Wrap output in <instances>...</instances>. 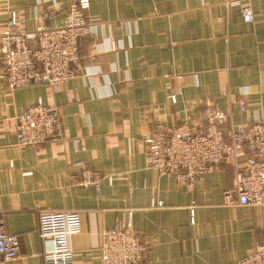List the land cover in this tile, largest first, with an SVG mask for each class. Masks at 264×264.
Returning <instances> with one entry per match:
<instances>
[{
  "label": "crops",
  "instance_id": "1",
  "mask_svg": "<svg viewBox=\"0 0 264 264\" xmlns=\"http://www.w3.org/2000/svg\"><path fill=\"white\" fill-rule=\"evenodd\" d=\"M72 1L0 0V28L10 8L26 15L27 26L58 8L45 23L61 24ZM230 2L89 0L95 29L80 38L77 73L65 84L10 89L0 77V211L6 232L19 239L8 264H43L50 245L37 233L39 210L80 212L73 264H99L102 232L127 220L128 210L146 243L139 264H235L264 242V205L223 202L243 153L189 189L148 166L143 142L156 123L195 121L210 108L230 112L226 133L264 119V0H250L252 22ZM39 98L58 109L57 137L20 146L17 116ZM80 159L114 176L99 191L74 185L68 174Z\"/></svg>",
  "mask_w": 264,
  "mask_h": 264
},
{
  "label": "built area",
  "instance_id": "2",
  "mask_svg": "<svg viewBox=\"0 0 264 264\" xmlns=\"http://www.w3.org/2000/svg\"><path fill=\"white\" fill-rule=\"evenodd\" d=\"M240 7L243 20L252 22L254 14L250 0H231ZM89 0H73L62 9L63 22L49 26L58 8L41 12L43 23L27 26L25 14L8 9L5 25L0 28V54L3 71L0 74L5 88H20L33 83L47 82L52 88L65 84L77 71L80 61L78 42L94 32L95 23L86 15ZM226 93L225 89H222ZM175 100V95H171ZM244 104H241L243 106ZM230 112L217 108L205 110L195 121L187 119L174 126L156 123L143 138L149 167L170 173L192 189L194 181L214 169L228 156L244 154L241 167L235 172V185L223 191L225 204L264 205V119L232 127L225 125ZM58 109L40 98L29 104L17 116L16 137L20 146H34L57 137ZM70 183L93 186L99 191L103 178L111 181L113 174H104L90 166L87 160L72 163ZM37 233L42 242L50 245L43 252V264H73L71 238L80 231V212L71 210H39ZM4 212L0 211V264H8L19 253V239L5 230ZM128 219L117 222L102 232L98 248L99 264H139L146 243L139 230ZM235 264H264V242Z\"/></svg>",
  "mask_w": 264,
  "mask_h": 264
},
{
  "label": "rangeland",
  "instance_id": "3",
  "mask_svg": "<svg viewBox=\"0 0 264 264\" xmlns=\"http://www.w3.org/2000/svg\"><path fill=\"white\" fill-rule=\"evenodd\" d=\"M223 93V92H222Z\"/></svg>",
  "mask_w": 264,
  "mask_h": 264
}]
</instances>
